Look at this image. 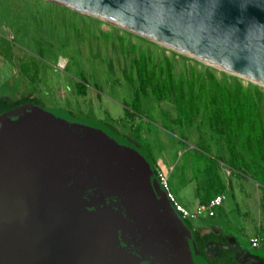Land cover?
Instances as JSON below:
<instances>
[{
	"label": "water",
	"instance_id": "water-1",
	"mask_svg": "<svg viewBox=\"0 0 264 264\" xmlns=\"http://www.w3.org/2000/svg\"><path fill=\"white\" fill-rule=\"evenodd\" d=\"M45 1L264 86V0ZM0 264L208 262L137 142L27 102L0 113Z\"/></svg>",
	"mask_w": 264,
	"mask_h": 264
},
{
	"label": "rangeland",
	"instance_id": "rangeland-1",
	"mask_svg": "<svg viewBox=\"0 0 264 264\" xmlns=\"http://www.w3.org/2000/svg\"><path fill=\"white\" fill-rule=\"evenodd\" d=\"M141 53H149L153 63L169 59L175 73L192 67L227 84L234 77L264 92L262 85L56 3L0 0V96H33L45 107L110 122L119 131L136 129L138 141L145 143L155 167L164 173L166 189L189 210L196 202L193 180L201 197L221 192L214 225L222 227L230 243L236 239L240 247L257 254L260 248H251L247 239L260 236L264 228V181L258 184L251 170L231 165L223 139L198 117L175 121L170 101L156 100L148 88L139 89L133 60ZM261 109L264 117V104ZM182 164L193 177L183 186L178 174ZM244 258L257 260L249 254Z\"/></svg>",
	"mask_w": 264,
	"mask_h": 264
},
{
	"label": "trees",
	"instance_id": "trees-1",
	"mask_svg": "<svg viewBox=\"0 0 264 264\" xmlns=\"http://www.w3.org/2000/svg\"><path fill=\"white\" fill-rule=\"evenodd\" d=\"M133 63L139 89L144 91L148 88L156 100L170 101L175 108V121L190 122L198 117L201 125L223 139L231 165L241 164L251 170L252 178H256L258 184V180L264 181V117L261 114L264 92L256 86L243 85L234 77L227 84L210 72H197L192 67L182 68L175 73L169 59L162 58L153 63L149 53L147 57L145 53L137 55ZM27 102L40 104L33 96L24 95L16 99L0 96V113ZM70 114L73 115L71 112ZM103 123L111 131L137 142L155 167L145 143L138 141L141 136L136 129L122 128L119 131L114 124ZM207 179L209 183V178ZM217 193L219 192L216 190L205 194L209 199ZM205 202L201 201L200 204L204 205ZM260 209L264 217V198ZM216 213L214 210L212 216L198 220L203 225H214L218 218ZM185 220L193 230L199 254L208 264H255L248 258L241 259L247 249L240 247L236 239L234 243H230L223 229L221 232L209 230L200 233L191 219ZM259 231L260 238L264 241V228ZM254 254L260 257L259 264H264V246Z\"/></svg>",
	"mask_w": 264,
	"mask_h": 264
},
{
	"label": "built area",
	"instance_id": "built-area-1",
	"mask_svg": "<svg viewBox=\"0 0 264 264\" xmlns=\"http://www.w3.org/2000/svg\"><path fill=\"white\" fill-rule=\"evenodd\" d=\"M157 176L160 180V183L162 184L163 188L166 189V177L162 171H156ZM167 190L168 197L172 201L174 210H176L180 216L184 219H199V218H205L207 216H212L214 214V210L216 207H218L223 199V195L217 194L213 197L209 198L204 205L197 206L192 210H187L183 206H181L179 203L174 201L173 196L171 193ZM247 243L251 248H259L261 246H264V241L260 238L259 235L255 234L250 236L247 239Z\"/></svg>",
	"mask_w": 264,
	"mask_h": 264
},
{
	"label": "crops",
	"instance_id": "crops-1",
	"mask_svg": "<svg viewBox=\"0 0 264 264\" xmlns=\"http://www.w3.org/2000/svg\"><path fill=\"white\" fill-rule=\"evenodd\" d=\"M157 169V171H158V169H160V168H156ZM183 169H185V164H182V165H179V173L178 174H180V175H182V186L184 185V184H186V183H189V182H192V180H193V177H192V175H190L188 172L186 173V172H184V170ZM193 184H194V189H195V199H196V202H195V204L192 206L193 208H195V207H197V206H201V204H200V202L201 201H207V199H208V197H207V194H205L204 195V197H201L200 196V194L198 193L199 192V190H198V188H196V185H195V183H194V180H193ZM166 186H167V184H166ZM169 191V190H168ZM170 192V191H169ZM171 193V192H170ZM217 194H221V192H219V193H217ZM216 194V195H217ZM171 195L173 196V198H174V201H176L177 203H179L181 206H183L185 209H187V210H189V208H187V207H185L177 198H176V196H174L172 193H171ZM192 208V209H193ZM191 209V208H190ZM196 228H198L199 229V231H200V233H205L206 231H209V230H212V231H216V232H221L222 231V227L221 226H219V225H207V224H205V225H203V224H201L200 222L198 223V224H196V225H194ZM209 226V227H208ZM210 226H212V227H210ZM202 230V231H201Z\"/></svg>",
	"mask_w": 264,
	"mask_h": 264
},
{
	"label": "bare ground",
	"instance_id": "bare-ground-1",
	"mask_svg": "<svg viewBox=\"0 0 264 264\" xmlns=\"http://www.w3.org/2000/svg\"><path fill=\"white\" fill-rule=\"evenodd\" d=\"M160 45H162V46H164V47H166V48H169V49L172 48V49H174V50L180 52L179 50L173 48L172 46L170 47V46L165 45V44H163V43H160ZM180 53H182V52H180ZM187 56H189V55H187ZM189 57L193 58V56H189ZM193 59H195V60H197V61H199V62L206 63V64H208V65H210V66H212V67H214V68L220 69V70H222V71L230 72V71H227V70H225V69L219 68V67H217V66H215V65H212V64H210V63H208V62H206V61H204V60H199V59H197V58H193ZM240 77L243 78V79H245V80H248V81H253V80H251V79L249 80L248 78H246V77H244V76H240Z\"/></svg>",
	"mask_w": 264,
	"mask_h": 264
},
{
	"label": "flooded vegetation",
	"instance_id": "flooded-vegetation-1",
	"mask_svg": "<svg viewBox=\"0 0 264 264\" xmlns=\"http://www.w3.org/2000/svg\"><path fill=\"white\" fill-rule=\"evenodd\" d=\"M261 247H263V246H261ZM261 247H259V248H261ZM245 248L247 249V253H245V254L255 256L257 260L254 263L259 264L260 263V257L256 256L254 253H250V251H251L250 248H247V247H245Z\"/></svg>",
	"mask_w": 264,
	"mask_h": 264
}]
</instances>
